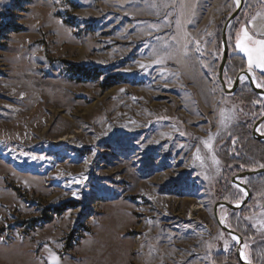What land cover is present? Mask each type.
Here are the masks:
<instances>
[{"label":"rangeland","instance_id":"obj_1","mask_svg":"<svg viewBox=\"0 0 264 264\" xmlns=\"http://www.w3.org/2000/svg\"><path fill=\"white\" fill-rule=\"evenodd\" d=\"M246 1L255 9L238 31L254 16L250 29L264 31V0ZM191 2L188 29L214 62L201 67L177 53L163 65L165 83L161 66L139 68L150 63L145 44L173 31L147 35L158 22L152 0H0V264H49L53 253L59 264H212L236 251L214 217L218 202L235 206L243 196L216 195L225 171L218 152L233 149L229 132L250 116L218 81V37L236 6ZM222 78L229 90L235 78ZM221 109L233 116L227 129ZM218 131L209 153L202 141ZM250 182L259 188L247 211L220 208L218 217L227 228L243 220V260L264 264V178ZM69 202L79 205L55 212Z\"/></svg>","mask_w":264,"mask_h":264},{"label":"snow or ice","instance_id":"obj_2","mask_svg":"<svg viewBox=\"0 0 264 264\" xmlns=\"http://www.w3.org/2000/svg\"><path fill=\"white\" fill-rule=\"evenodd\" d=\"M242 2L243 0H234L236 7H239ZM151 7L155 9L153 14L156 16L158 22L148 24L149 31L147 32V35L152 36L154 32L159 33L163 29L169 28H172L173 31L171 35H166L164 37L156 35L154 39L157 41V45L150 47L148 44H145L146 48H150L148 55L150 63L147 65L139 63V68L146 70L147 68H151L153 65L161 66L159 71L161 79H164L165 83H167V80L165 79L167 69L166 67H163V65H165L168 60H172L177 53H179L184 61L195 59L201 67L211 68V64L214 61L206 63L203 60L204 52L202 51L201 40L193 38L188 29L189 25L195 23L193 17L196 15L197 5L192 3L191 0H152ZM257 15H259V13ZM255 19V16L252 17V21ZM252 21H246L236 33L234 46H232V52L237 56L242 57V63L240 65L241 74L237 77L240 84L243 85L246 80L251 79L256 88L264 89V31L256 32L254 28L250 29ZM206 35L210 38L213 37V33L211 32ZM209 43H212L211 39L205 40L204 47L206 48ZM193 53H196L197 55L193 56ZM215 54L216 53H212V55ZM245 64L246 67L244 66ZM227 83L229 84V87H231L233 81L229 79ZM121 91H123V89H121ZM21 96H23V94H21ZM232 119V115L226 114L225 111L221 109V127L227 129ZM257 131L264 134V125L257 128ZM181 135H184V133H181ZM229 135L231 136V132H229ZM217 136H219V131L215 135L209 133L207 140L202 141L204 148H206L209 153L214 152L213 141ZM233 143H235V140H233ZM199 153L200 148L198 147L196 152L193 154L194 159H201ZM21 154L27 155V153ZM31 159L43 160L45 157L32 156ZM212 161L215 165L220 164V161L216 159L215 155L212 156ZM85 162L87 163V161ZM260 166L264 168V164H261ZM241 167H243V165H241ZM72 182L82 183L81 180H74ZM232 187L238 189V193H243V196H238V193H233L234 196H238L235 207L239 208L244 200V197L248 195V192L245 188L240 187L235 183H233ZM72 195L79 198L76 192H72ZM221 207L223 208V205H221ZM244 219L249 218L245 217ZM220 223L225 224V218L223 216L221 217ZM253 227H257V225L253 224ZM259 227L264 228V220L260 221ZM231 239L237 244L241 243L240 238L236 235H232ZM247 247L248 244L244 243L243 248L246 249ZM224 248L226 251L229 248L227 241L225 242ZM240 256L242 259L247 260L243 250H241ZM49 264H59V258L54 253L50 257Z\"/></svg>","mask_w":264,"mask_h":264},{"label":"trees","instance_id":"obj_3","mask_svg":"<svg viewBox=\"0 0 264 264\" xmlns=\"http://www.w3.org/2000/svg\"><path fill=\"white\" fill-rule=\"evenodd\" d=\"M247 1L244 0L243 8L241 9L239 15L235 18L233 21V25L235 27L234 33L232 36V42L235 41V34L238 31V23L242 16L249 13V15H253L254 7L246 5ZM232 25V24H231ZM230 25V26H231ZM229 26V27H230ZM229 29L227 30V43H228V49H229V56L227 59V62L224 67L223 71V77H229V78H236V76L241 73L240 65L242 63V57L237 56L236 54L232 53V46L233 44L229 40L228 35ZM219 44L221 41V36L219 34ZM219 48V47H218ZM246 67V64L244 65ZM78 69L79 73L82 72V75L84 78L89 79L94 75V70H88L83 68H75ZM115 85V83L110 84L108 87H111ZM263 90V89H262ZM233 99H237L240 101L241 105H243L246 110L249 113V117H245V124L240 125L238 128H234L233 132L231 134V141L230 144L232 146V150H228L225 152H218V157L224 167V172L221 180L218 182L216 195L221 197V195L225 193H229L234 191L232 185L228 182V180L232 177H235L243 172L248 171H254L256 169L257 164H264V141H258L252 136V130L255 122L259 120L264 114V111L260 112L259 106H254L253 103H260L258 105H261V100L259 99L258 95L255 94L252 89L247 85H239L236 92L233 95ZM263 103V102H262ZM264 125L262 123L259 128ZM264 135V134H263ZM233 140H235V143H233ZM234 152V156H231V152ZM232 152V153H233ZM243 165V167H241ZM225 177V178H223ZM227 177V178H226ZM229 178V179H228ZM264 174L257 175L254 177H249L246 179H242V184L245 185L250 193L251 197L256 193L258 186L254 187L253 183L250 181H255L256 179H263ZM256 189V191H255ZM232 203V202H231ZM251 202H249L245 207L242 209L232 212L233 214H242L247 211V207L249 206ZM78 203L75 202H69L63 206H61L59 209L55 210V212H61L69 209H75L78 207ZM234 227H230L229 229L236 234H238L242 240L243 243H245L244 239V231L243 229L245 225L243 224V220L241 222L233 223ZM243 226V228H241ZM240 228V229H239ZM212 264H240L235 249L231 251L228 254L218 253L215 254L212 257ZM255 264V263H252Z\"/></svg>","mask_w":264,"mask_h":264},{"label":"water","instance_id":"obj_4","mask_svg":"<svg viewBox=\"0 0 264 264\" xmlns=\"http://www.w3.org/2000/svg\"><path fill=\"white\" fill-rule=\"evenodd\" d=\"M243 4H244V0L239 7H236L234 13L228 18V20L226 21V23L223 26L222 34H221L222 58H221V62H220L219 67H218V81H219V83H220V85H221V87H222V89L226 95H233L236 92V90L240 84L237 77L241 73H239L237 75V77L234 80L233 86L229 90L226 88L222 76H223L225 64H226L228 56H229V49H228L227 37H226L227 29L230 26V24L235 20V18L239 15V13L243 7ZM247 81L249 83L250 88L252 89V91L255 94H257L260 97H264V90L256 88L255 84L251 81V79H248ZM262 123H264V116H262L254 124L253 130H252V136L258 141H264V136L260 135L257 132V128H259V126ZM262 174H264V169L256 170L253 172H245V173L239 174V175L232 178V180H231L232 183L238 184L240 187L245 188L248 192V195L245 197L244 201L241 203V206L239 208L235 207L234 205H230V204L222 203V202H218L214 206V217L216 219V223H217L218 227L223 232H225L226 234H228L230 236L236 235L237 237L240 238L241 243L237 244V249H236V255H237V258H238L240 264H249V263L245 262L240 256V252L243 249V240L238 234L231 231L229 228H227L226 226H224L220 223L219 217H218V211L220 210V208H222L221 205H223V208H227L229 211H232V212L238 211V210L242 209L244 206H246L248 204V202L251 200V193H250L249 189L245 185L240 183L239 181L242 179H246L249 177H254V176L262 175Z\"/></svg>","mask_w":264,"mask_h":264},{"label":"bare ground","instance_id":"obj_5","mask_svg":"<svg viewBox=\"0 0 264 264\" xmlns=\"http://www.w3.org/2000/svg\"><path fill=\"white\" fill-rule=\"evenodd\" d=\"M199 208H200V207H198V208H197V207H196V208L193 207V211L198 210ZM215 220H216V219H215ZM219 221H220V220H219ZM222 225H224V224H222ZM118 255H119V254H118Z\"/></svg>","mask_w":264,"mask_h":264}]
</instances>
